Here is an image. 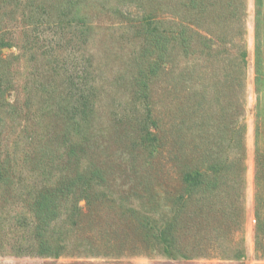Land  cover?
Here are the masks:
<instances>
[{
    "label": "rangeland",
    "instance_id": "rangeland-1",
    "mask_svg": "<svg viewBox=\"0 0 264 264\" xmlns=\"http://www.w3.org/2000/svg\"><path fill=\"white\" fill-rule=\"evenodd\" d=\"M228 1L0 0V264H264V0L258 24L257 0L243 23ZM238 45L234 230L228 198L184 175L213 181L235 155L219 111ZM45 191L58 214L42 229Z\"/></svg>",
    "mask_w": 264,
    "mask_h": 264
},
{
    "label": "trees",
    "instance_id": "trees-1",
    "mask_svg": "<svg viewBox=\"0 0 264 264\" xmlns=\"http://www.w3.org/2000/svg\"><path fill=\"white\" fill-rule=\"evenodd\" d=\"M236 4H235V3ZM233 3L235 5H233ZM257 4V24H258V14L260 12V0L256 1ZM228 5L230 6V16L236 22L243 23V16L240 15L243 11V7L245 5L243 0H229ZM201 9L204 10L203 14L207 10L208 7L205 0H200ZM205 13V14H206ZM225 11H218L215 10V15L220 22H222L223 15ZM224 19V18H223ZM243 28V27H241ZM241 34L239 37L242 39L243 29H240ZM174 33L171 36L172 39H177L179 32L171 31ZM219 42H223L222 40L218 39ZM228 49L225 51V53ZM233 56V52L230 54ZM245 55L246 51L241 45H238V50L235 58L233 59V67L236 68V72H228V78L235 79L231 82V87L234 89V94L229 95L227 91L225 94L223 91L221 92L224 99L221 100V109L219 111L220 119L222 120V126L224 129L227 130V140H226V147L228 149H234L235 155L230 159V157H223L217 158L214 163L208 168H211L215 175L212 177L213 181L207 180V173L204 170H196L195 172H188L184 175V180L188 183V185L199 184H213L219 194L224 198H228L229 200V210L231 211V218L232 222L234 223V230L240 224L241 215L243 213L241 209V202H242V191H243V172H244V157H245V143H244V132L245 127L242 120V113L244 107V67L243 63L245 64ZM228 60L231 61V59ZM227 60V61H228ZM237 73V74H236ZM234 76V77H233ZM83 107L86 104L85 100L82 101ZM85 109V107H84ZM83 109V110H84ZM237 109L239 110L237 112ZM260 150V149H259ZM257 148V155L259 152ZM227 190V192H226ZM230 191V192H229ZM223 194V195H222ZM35 215L36 219L39 222L38 225L43 226L46 228V225L50 224V221L53 218H56L58 208L56 207V202L53 197L51 196L48 191H45L44 194H41V198L36 201L35 205ZM259 209V208H258ZM257 209V214L260 216V211ZM40 228V227H39ZM39 234V233H38ZM42 236V234H41ZM51 244L47 242V240H41L39 247L37 249V253L39 254H50L52 252ZM237 255V252H236Z\"/></svg>",
    "mask_w": 264,
    "mask_h": 264
}]
</instances>
